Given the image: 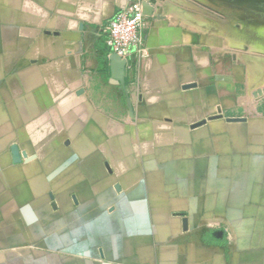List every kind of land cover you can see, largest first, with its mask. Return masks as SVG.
Segmentation results:
<instances>
[{"label": "crops", "instance_id": "1", "mask_svg": "<svg viewBox=\"0 0 264 264\" xmlns=\"http://www.w3.org/2000/svg\"><path fill=\"white\" fill-rule=\"evenodd\" d=\"M132 1L0 0V264H264V54L221 10L148 0L119 70L100 27ZM207 140L245 176L227 212L156 177Z\"/></svg>", "mask_w": 264, "mask_h": 264}, {"label": "rangeland", "instance_id": "2", "mask_svg": "<svg viewBox=\"0 0 264 264\" xmlns=\"http://www.w3.org/2000/svg\"><path fill=\"white\" fill-rule=\"evenodd\" d=\"M146 4L149 10H152L148 0H134ZM188 6L193 10H221L222 19L235 24L237 28L238 48L241 46L250 47L257 55L264 54V0H185ZM228 23V22H227ZM227 27V25H226ZM237 134H244V128H237ZM228 134L227 128L222 129V136ZM200 137V136H198ZM224 137H222L223 139ZM200 139V138H199ZM182 144H178L180 147ZM213 143L209 140L205 143L190 142L188 151L181 150L180 154H189L190 157H181L173 159H160L158 166L160 168L170 167L175 172L172 174L157 175V179L161 178L163 187L171 190L179 199L186 200L190 198L193 207H203V203L212 205L213 198L219 193L221 204L219 209L228 210V193L230 183L236 179L238 183H244L245 176L237 173L228 174L227 159H213L212 156L206 154L205 158L198 157L203 152L212 151ZM227 146V139L222 142V149ZM183 147V146H182ZM197 147V149H196ZM208 156V157H207ZM220 162L222 167L218 174L212 173L202 174V168L213 166L214 162ZM221 190L218 192L217 190ZM244 192H242L243 194ZM251 198H264V192H252ZM51 251V249H48ZM47 251V250H46ZM18 254H10L9 257L16 258Z\"/></svg>", "mask_w": 264, "mask_h": 264}, {"label": "built area", "instance_id": "3", "mask_svg": "<svg viewBox=\"0 0 264 264\" xmlns=\"http://www.w3.org/2000/svg\"><path fill=\"white\" fill-rule=\"evenodd\" d=\"M147 28L148 16L140 1H132L116 11L100 27L109 59L115 56L127 67L134 57L146 58Z\"/></svg>", "mask_w": 264, "mask_h": 264}, {"label": "water", "instance_id": "4", "mask_svg": "<svg viewBox=\"0 0 264 264\" xmlns=\"http://www.w3.org/2000/svg\"><path fill=\"white\" fill-rule=\"evenodd\" d=\"M144 9L146 10V15L149 17L150 15V10L148 9V7L146 6V4L143 3ZM110 60L112 61V63L119 69H123L125 68V63L121 60H119L117 57L113 56L110 57Z\"/></svg>", "mask_w": 264, "mask_h": 264}]
</instances>
